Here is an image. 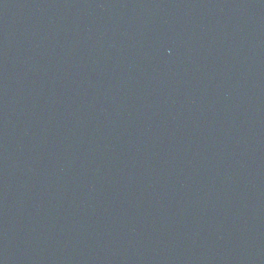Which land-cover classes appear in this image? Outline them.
<instances>
[{"label":"water","instance_id":"95a60500","mask_svg":"<svg viewBox=\"0 0 264 264\" xmlns=\"http://www.w3.org/2000/svg\"><path fill=\"white\" fill-rule=\"evenodd\" d=\"M0 264H264V0H0Z\"/></svg>","mask_w":264,"mask_h":264}]
</instances>
